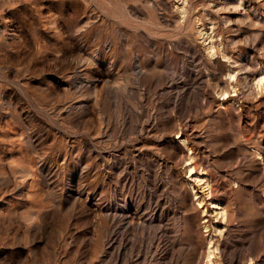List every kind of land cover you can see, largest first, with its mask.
Segmentation results:
<instances>
[{"label":"rangeland","instance_id":"1","mask_svg":"<svg viewBox=\"0 0 264 264\" xmlns=\"http://www.w3.org/2000/svg\"><path fill=\"white\" fill-rule=\"evenodd\" d=\"M178 3L0 0V264H264V0Z\"/></svg>","mask_w":264,"mask_h":264},{"label":"bare ground","instance_id":"2","mask_svg":"<svg viewBox=\"0 0 264 264\" xmlns=\"http://www.w3.org/2000/svg\"><path fill=\"white\" fill-rule=\"evenodd\" d=\"M179 1V8L181 7V6H183V5H185L184 3H185V0H178ZM176 4V3H175ZM183 9V8H182ZM211 37V36H210ZM210 41V40H209ZM212 47V46H211ZM208 53H210V55H213V49H209V52ZM234 75L233 74H231V76L230 77H233ZM264 81V75H260L259 76V78H258V80H257V85L259 86V87H262V84L264 83L263 82ZM192 156V155H191ZM191 162V157H189V159L187 160V164H189ZM189 174L191 175V174H193V170H192V168H191V170H190V172H189ZM197 176V175H196ZM197 177H199V176H197ZM203 180V179H202ZM201 180V181H202ZM202 183V182H201ZM204 184H205V182H203ZM208 184V183H207ZM207 187H208V185H207ZM196 199H198V196H196ZM195 199V200H196ZM200 200V199H199ZM213 209L218 213V214H221L222 216L225 214V209H224V206L222 205V204H220V203H217V202H213ZM218 216V215H217ZM211 238V237H210ZM212 240L211 239H209L208 240V244H207V249H206V255H207V259L208 260H210L211 259V257H212V255H213V253H214V249L212 248ZM207 261V260H206ZM208 262V261H207ZM206 262V263H207Z\"/></svg>","mask_w":264,"mask_h":264}]
</instances>
